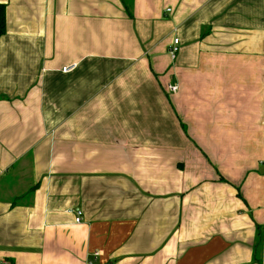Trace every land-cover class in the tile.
Masks as SVG:
<instances>
[{
  "label": "crops",
  "instance_id": "obj_1",
  "mask_svg": "<svg viewBox=\"0 0 264 264\" xmlns=\"http://www.w3.org/2000/svg\"><path fill=\"white\" fill-rule=\"evenodd\" d=\"M0 3V264H264V0Z\"/></svg>",
  "mask_w": 264,
  "mask_h": 264
},
{
  "label": "built area",
  "instance_id": "obj_2",
  "mask_svg": "<svg viewBox=\"0 0 264 264\" xmlns=\"http://www.w3.org/2000/svg\"><path fill=\"white\" fill-rule=\"evenodd\" d=\"M180 51V39L178 37H175L173 40V43L170 47L169 53L172 57V59H176L177 55ZM73 66H66L63 68L64 71H68L70 69H72ZM179 89V85L174 83V84H169V91L176 93ZM69 212L74 213L75 214V222L76 223H81L82 221H84V211L81 208H70L68 209ZM99 255V252L95 253V256L97 257Z\"/></svg>",
  "mask_w": 264,
  "mask_h": 264
},
{
  "label": "trees",
  "instance_id": "obj_3",
  "mask_svg": "<svg viewBox=\"0 0 264 264\" xmlns=\"http://www.w3.org/2000/svg\"><path fill=\"white\" fill-rule=\"evenodd\" d=\"M7 31V12L6 5L0 3V37Z\"/></svg>",
  "mask_w": 264,
  "mask_h": 264
}]
</instances>
